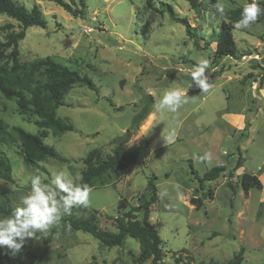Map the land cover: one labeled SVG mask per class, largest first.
<instances>
[{"label":"rangeland","instance_id":"obj_1","mask_svg":"<svg viewBox=\"0 0 264 264\" xmlns=\"http://www.w3.org/2000/svg\"><path fill=\"white\" fill-rule=\"evenodd\" d=\"M16 1L28 10L40 5L47 21L45 29L27 30L20 43L21 62L52 57L88 76L96 90L76 86L57 110V116L75 130L57 136L51 131L45 140L67 163L49 159L40 163L42 168H32L18 154L19 141L0 144V156L12 167L13 181L0 180L9 190L12 208L30 192L33 175L39 174L47 184L53 173L65 171L76 182L91 150L98 148L103 156L111 155L114 140L131 129L143 111L145 95L150 94L152 113L131 131L128 143L133 145L145 137L150 155L128 174H112V184L91 189L88 211L76 217L88 218L95 212L102 230L116 232V217L138 206L141 196L150 198L147 183L155 176L159 198L151 206L150 223L163 241L164 264H176L174 254L193 264H227L242 247V264L264 263L263 19L233 30L236 58L216 59V43H206L221 29L225 16L206 0L199 11L192 10L187 0H154L155 7L171 5L179 17L186 18L195 28L194 38L168 13L153 11L146 0H86L81 18L53 2ZM249 1L217 0V5L230 12ZM6 24H12L13 31L21 30L18 22L0 14V26ZM5 39L6 33L0 31V41ZM204 59L208 61L209 87L202 92L193 84L191 73ZM173 88L183 92L177 110L156 107L162 94ZM0 120L9 130L20 127L34 135L39 132L34 121L19 114L16 100L1 93ZM169 135L173 136L171 143L164 139ZM205 153H211L210 161L201 159ZM239 157L243 163L236 169ZM220 165L226 166L225 175L216 182L205 181L201 189L191 166L203 177ZM243 173L258 176L263 189L252 188L246 195L239 180ZM209 190L212 199L206 196ZM192 197L205 198L204 205L196 209L190 204ZM55 224L26 239L18 253L0 247V256L8 264H138L140 245L134 238L127 237L123 246L107 248L88 233L67 231L47 242Z\"/></svg>","mask_w":264,"mask_h":264},{"label":"trees","instance_id":"obj_2","mask_svg":"<svg viewBox=\"0 0 264 264\" xmlns=\"http://www.w3.org/2000/svg\"><path fill=\"white\" fill-rule=\"evenodd\" d=\"M45 1L61 6L75 18L83 17L87 8L86 0H71V3L65 0ZM206 1L215 5L218 9L217 0ZM187 2L190 8L195 11H199L204 5V0H187ZM146 3L153 11L159 14L168 13L173 22L182 24L186 28L189 37L194 38L196 36L195 28L190 26L186 18L179 17L171 5L164 4L162 8H157L154 5V0H146ZM249 3H251V0ZM257 3L264 8V0L257 1ZM243 8L223 12L225 17L221 29L214 31L213 38L206 43L208 46L213 42L216 43L214 58L237 57L238 49L233 37V26L241 18ZM0 14L15 20L21 27V30L16 32L13 31L14 26L12 24L0 26V31L6 33L5 41H0V93L8 99H15L19 114L26 117L30 122L34 121L33 124L39 129L37 135L31 134L20 127L9 130L7 125L0 120V144L11 145L19 141L18 154L22 157L24 163L32 168H42L40 163L49 159L67 163L68 159L57 153L53 147L47 145L45 140L51 131L57 136L75 130L73 124L57 116V110L65 105V97L76 86H83L94 91L96 90L95 84L88 76H82L77 70L57 62L52 57L41 58L28 63L21 62L20 43L26 38L27 30L31 27L45 29L47 26L40 5L35 4L31 10H28L16 0H0ZM258 18H262L264 21V15ZM196 46H198L197 43ZM144 98L143 111L135 117L131 129L124 136L114 140L115 147L112 154L103 156L100 149L91 150L83 160L85 169L81 174V178L74 183L87 184L90 189L106 187L114 182L112 174L118 177L124 176L148 158L151 150L145 137L133 145H128L132 136L131 131L137 130L141 123L152 113L154 105L152 95L146 94ZM242 163V157H239L236 169L240 168ZM190 169L193 178L200 183L201 189L205 181L208 183L216 182L227 171L225 165H220L200 177L192 166ZM229 175L232 177V173ZM156 179L153 176L148 180L147 190L152 193L149 199L146 200L145 197L141 196L138 206L132 207L129 211L122 212L116 217V232L102 230L95 212L88 218H77V213L88 211L86 206L78 205L76 211L72 209V215H63L56 222L46 241L49 242L52 238L67 231H82L96 238L101 246L113 248L123 246L125 239L130 237L136 239L140 245L138 264H145L148 261H151V264H164L163 241L157 229L150 223L151 206L157 203L159 198L155 184ZM0 180L5 183L13 181L12 167L4 156H0ZM239 180L246 195L249 194L252 188L263 189L258 176L243 173ZM5 183H3L4 185L0 184V217L11 215L14 211L8 197L9 190ZM228 186L235 190L230 182H228ZM206 196L212 199V190H209ZM204 200L205 198L192 197L190 204L195 206L196 209H200L204 205ZM58 227L62 228L63 231H59ZM244 254L245 248L242 247L227 264H242ZM174 260L176 264H193L192 260H185L175 254ZM0 264H8L5 257L0 256ZM89 264L97 263L91 262Z\"/></svg>","mask_w":264,"mask_h":264},{"label":"clouds","instance_id":"obj_3","mask_svg":"<svg viewBox=\"0 0 264 264\" xmlns=\"http://www.w3.org/2000/svg\"><path fill=\"white\" fill-rule=\"evenodd\" d=\"M221 14L222 5H217ZM264 15L257 0H251L244 6L241 18L235 22L234 29H246L255 23L259 16ZM208 61L200 60L193 66V84L202 90H208L207 76ZM193 87V85H192ZM183 92L179 89L166 90L156 105L159 109H168L175 112L182 103ZM164 139L171 143L173 136ZM202 160L211 159V153H205ZM90 187L87 184H76L65 171L55 172L51 175L50 183H42L41 176L35 174L31 177V190L21 198L20 205L11 215L0 217V247H6L12 253H18L24 246L26 239L34 238L37 232H45L63 215H70L74 206H86Z\"/></svg>","mask_w":264,"mask_h":264},{"label":"built area","instance_id":"obj_4","mask_svg":"<svg viewBox=\"0 0 264 264\" xmlns=\"http://www.w3.org/2000/svg\"><path fill=\"white\" fill-rule=\"evenodd\" d=\"M244 58L246 59V57H244ZM256 58L259 59V60H262L263 57L261 58V57L258 56V57H256Z\"/></svg>","mask_w":264,"mask_h":264}]
</instances>
